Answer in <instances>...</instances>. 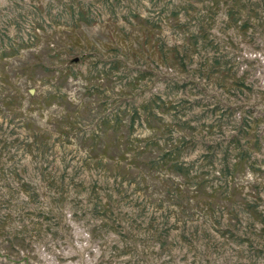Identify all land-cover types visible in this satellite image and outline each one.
<instances>
[{
    "label": "rangeland",
    "instance_id": "obj_1",
    "mask_svg": "<svg viewBox=\"0 0 264 264\" xmlns=\"http://www.w3.org/2000/svg\"><path fill=\"white\" fill-rule=\"evenodd\" d=\"M0 264H264V0H0Z\"/></svg>",
    "mask_w": 264,
    "mask_h": 264
},
{
    "label": "water",
    "instance_id": "obj_2",
    "mask_svg": "<svg viewBox=\"0 0 264 264\" xmlns=\"http://www.w3.org/2000/svg\"><path fill=\"white\" fill-rule=\"evenodd\" d=\"M33 91V90H32Z\"/></svg>",
    "mask_w": 264,
    "mask_h": 264
}]
</instances>
